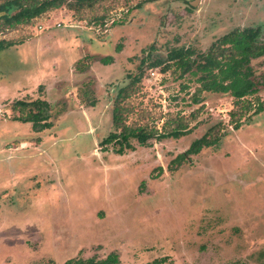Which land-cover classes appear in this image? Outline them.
I'll list each match as a JSON object with an SVG mask.
<instances>
[{"label":"rangeland","instance_id":"obj_1","mask_svg":"<svg viewBox=\"0 0 264 264\" xmlns=\"http://www.w3.org/2000/svg\"><path fill=\"white\" fill-rule=\"evenodd\" d=\"M194 1L65 4L0 33L14 43L0 51V264H264V112L236 129L231 95L149 65L182 47L196 59L238 29L260 28L263 43L264 0ZM251 67L261 82L264 57ZM118 85L128 125L183 135L122 154L104 144ZM39 99L52 128L35 132L14 107ZM245 100L264 103L262 86ZM214 126L219 144L175 161Z\"/></svg>","mask_w":264,"mask_h":264},{"label":"trees","instance_id":"obj_2","mask_svg":"<svg viewBox=\"0 0 264 264\" xmlns=\"http://www.w3.org/2000/svg\"><path fill=\"white\" fill-rule=\"evenodd\" d=\"M77 0L74 4L67 0H3L0 3V33L4 30L14 29L20 25H27L34 19L41 17L52 9L59 8L65 4L71 10H77L83 6L91 7L98 0ZM90 4V5H88ZM78 6V7H77ZM139 7V6H137ZM262 30L260 28H245L243 30H234L222 37L207 52L193 59L195 52L191 48H175L168 55L166 62H151L150 68H161L167 72L172 66L181 70V77L191 75L197 77L200 88L197 94L202 92L229 94L234 98V109L231 111V118L236 129H240L242 122L251 116L259 115L264 112V103H256L245 100L256 95L260 91V86L264 89V78L261 82L254 79L251 67L252 60L264 57V42L261 41ZM9 41H0V51L13 46ZM109 61V62H108ZM112 58H108L106 64H109ZM132 85L141 81V77H131ZM131 86V85H130ZM128 88H124L116 99L113 110V121L115 132L110 134L104 141V144L120 143L118 152L122 154L126 148L133 150L134 146L131 140H136L140 145L146 146L151 139L158 140L180 138L184 133V127L176 126L172 130H166L167 133L157 135L156 131L148 130L144 127H132L127 124V117L130 110L122 105V101L129 98ZM197 102V100H195ZM21 113L26 112L24 116H19L15 121L31 123L35 132H42L52 128L51 107L44 100H35L32 102L18 101L15 107ZM252 113V114H251ZM251 114V115H249ZM245 119V120H244ZM220 126H214L205 133V135L192 143L190 149L175 159L178 164L183 163L187 156L198 155L204 148L214 147L221 141L224 135L220 134ZM163 260L155 261L149 264H163ZM65 264H121L116 254L109 255L104 260L95 261L93 259L84 261H68Z\"/></svg>","mask_w":264,"mask_h":264},{"label":"flooded vegetation","instance_id":"obj_3","mask_svg":"<svg viewBox=\"0 0 264 264\" xmlns=\"http://www.w3.org/2000/svg\"><path fill=\"white\" fill-rule=\"evenodd\" d=\"M110 57H111V56H110ZM149 59H150L149 57L145 59V61H144V65H146V64L148 63ZM107 60H108V59H107ZM104 64H105V65H108V64H106V62H104ZM144 65H143V66H144ZM132 77H134V76H132ZM119 87H121V88H119ZM116 88H119V89H120V92L124 89L121 85H120V86H119V85L116 86Z\"/></svg>","mask_w":264,"mask_h":264},{"label":"water","instance_id":"obj_4","mask_svg":"<svg viewBox=\"0 0 264 264\" xmlns=\"http://www.w3.org/2000/svg\"><path fill=\"white\" fill-rule=\"evenodd\" d=\"M197 2H199V0H195L194 2H192L191 6H196Z\"/></svg>","mask_w":264,"mask_h":264},{"label":"built area","instance_id":"obj_5","mask_svg":"<svg viewBox=\"0 0 264 264\" xmlns=\"http://www.w3.org/2000/svg\"><path fill=\"white\" fill-rule=\"evenodd\" d=\"M60 25V24H59Z\"/></svg>","mask_w":264,"mask_h":264}]
</instances>
